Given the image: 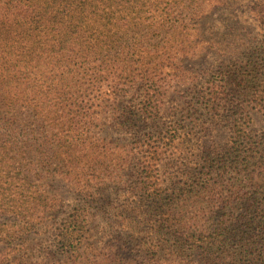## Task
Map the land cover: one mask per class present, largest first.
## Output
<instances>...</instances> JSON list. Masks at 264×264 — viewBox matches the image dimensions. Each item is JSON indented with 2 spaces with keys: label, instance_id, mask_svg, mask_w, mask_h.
I'll return each instance as SVG.
<instances>
[{
  "label": "rangeland",
  "instance_id": "374dc122",
  "mask_svg": "<svg viewBox=\"0 0 264 264\" xmlns=\"http://www.w3.org/2000/svg\"><path fill=\"white\" fill-rule=\"evenodd\" d=\"M219 2V0H0V8L7 11L17 10L15 21L0 17V80L8 84L19 83L10 79L14 76L11 75L14 69L6 62L5 55L13 48H22L25 41L37 36L44 47L43 50L41 48L35 51V54L42 55L41 65L37 69L47 71L44 76L39 75L40 82L45 87L64 83L74 90L85 82L86 79L78 80L75 68L69 67L71 72L63 74L61 70L63 61L52 59L55 54H67L68 43L74 46L75 42L82 41V46L86 47L83 54L87 55L88 60L110 65L111 73L107 72L101 81H96L98 78L95 75L92 76L95 79H90L88 74L90 83H101L99 87H102V90L95 93L97 98L95 97L93 101L99 104V107L102 102L113 104L119 101L114 97L117 87L119 90L121 88L127 90L121 92L123 93L121 100L125 101V104L136 105L143 98L145 89L158 85L162 89L160 93L166 92L163 93L164 109L166 111L168 109V113H173L175 109L180 108L177 104L194 97L193 89L206 88L209 80H215L224 86L223 89L231 98L246 100L254 82V89L258 82L264 83V52H258L256 49L261 43L262 34L256 25L248 21L247 14L252 0ZM217 3L219 4L216 5ZM28 4L36 5L45 16L42 20L37 18L34 28L30 31L18 24L23 7ZM79 48L78 45L74 47L76 54H79ZM134 52L140 57L139 61L144 64V69L136 70L128 76L124 67L129 66L130 56ZM145 69L148 70L147 73ZM230 72H233L232 77ZM252 72L257 77L252 84L246 83L248 77H244L243 80V76H249ZM15 77L24 79L21 73ZM125 80L126 84H118ZM38 103L34 102L38 110L48 117L51 116L49 100ZM99 107L94 105L89 116L88 122L93 130H97L98 119L102 121L104 118L102 112L98 110ZM96 108L98 115L93 113ZM185 111L190 112L192 117L184 119L182 111L178 113L177 117L183 124L191 128L196 126L194 123L199 119L200 123H205L204 126H196L195 129L196 133L203 130L199 134L205 132L208 134L204 138L205 141L226 142L230 138L231 120L227 113L222 112L220 115L222 117H216L213 121V113L210 114L208 110L199 108L198 105L194 108L187 107ZM250 117L251 127L260 133L264 132V110L255 108ZM191 121L193 123L189 124ZM101 129L102 132L97 137L91 135V132L96 131L89 133L88 142L92 144L87 143L84 151L70 146H58L55 150L58 156L56 160L76 158L79 162L80 158L81 168L88 169L89 180H71L65 175L66 170L64 173L56 174L54 179L41 180L36 177L34 180H27V174L37 162L32 164L30 161L25 169L27 158L18 153L21 151L14 152L9 144L0 142V207L4 205V213H10L6 218L18 215L20 218L34 216L30 220L34 219L35 222L43 220L37 232L24 234V229L21 230L23 225L12 227L11 220L5 224L4 219L0 218V264H102L104 254L114 252L121 254L127 261L131 260L133 264L145 259L146 250L151 248L150 244L155 241V237H159L160 231L153 227L151 219L144 218L151 213L146 211L149 204L135 197L141 194L137 189V182L140 180H136V176L128 172L127 174L123 172V178L118 177L119 180H114L120 175V164L126 160L124 154L117 150L120 152L117 156L115 150L117 148H102L96 145V138L99 136L119 142L121 134L114 135L109 125ZM69 163L67 161V164ZM129 165L133 166L134 160L129 162ZM170 168V166L167 170L164 168L167 176L168 172L172 171ZM128 171L132 172L131 168ZM34 173L35 171L30 174ZM167 181L170 180H166L165 185ZM44 189L49 191L50 197L55 196L56 202L60 200L58 202L60 206L58 205L52 213L44 212L43 203L39 201L42 200L39 194ZM88 193L96 196L90 199L91 202H88ZM132 202L134 204H131ZM49 204H55V201L51 200ZM80 205L86 208L87 230L89 229L84 240L86 249L83 248L84 252L74 257L60 254L56 257L47 246L52 245L54 236L59 234L65 213ZM156 213L152 210V214ZM236 227L244 228L245 225L239 224ZM252 232L254 233L253 230H249V234ZM232 245L233 249L239 248L238 245ZM256 246L257 250L264 251V247H260L259 243ZM216 250L207 256L211 259L209 264L233 262L231 256L220 254ZM168 257L163 256L165 260L169 259ZM203 257L196 253L187 260L189 264H206L207 261L204 262ZM112 263L116 261H111Z\"/></svg>",
  "mask_w": 264,
  "mask_h": 264
},
{
  "label": "trees",
  "instance_id": "16d2710c",
  "mask_svg": "<svg viewBox=\"0 0 264 264\" xmlns=\"http://www.w3.org/2000/svg\"><path fill=\"white\" fill-rule=\"evenodd\" d=\"M23 9L18 18L19 23L16 22L27 31L34 28L37 18H45L36 5L28 4ZM247 16L248 21L256 25L262 34L261 43L256 49L263 53L264 0H252ZM0 17L15 21L17 10L0 8ZM75 43L73 47L67 44V54H55L52 58L63 61V74H69L71 67L76 69L78 80L86 79L80 88L74 90L64 83L51 87L41 84L39 75L44 76L47 71L37 69L41 65L42 55H36L35 51L44 49L37 36L25 41L22 48H13L5 55L6 62L14 69L11 72L14 76L10 79L19 83L8 84L0 80V142L9 144L14 152L21 151L18 153L27 158L25 169L30 161L32 164L37 162L30 171L35 173L27 174V180L36 177L41 180L54 179L56 174L64 173L65 170V175L71 180H89L88 169L81 168L80 158L79 162L76 158L56 160L58 156L55 150L58 146H70L84 151L87 143H91L88 142L89 133L96 131L91 132V135L97 137L102 132L101 127L109 125L114 135L121 134L120 141L99 136L96 145L117 148V156L120 152L124 154L126 160L120 164V175L114 180L123 178L126 172L140 180L137 189L141 194L135 197L149 204L148 208L143 205L146 211H151L144 218L151 219L153 227L160 231L159 237H155V241L150 244L151 248L146 250L145 259L138 264H189L188 257L196 253L204 256L203 261L209 264L211 259L207 256L215 249L220 254L231 256L233 262L228 264H264V251L256 249L257 243L264 247V132L260 133L251 127L250 117L255 108L264 110V83L258 82L254 89L255 82L252 84V81L257 75L252 72L249 76H243V80L248 77L246 83L252 84L247 93L249 97L245 100L231 98L223 89L224 86L209 80L206 88L193 89L194 97L177 104L180 108L175 109L176 112L172 110L173 113L164 109L166 92L160 93L162 89L158 85L145 89L143 98L136 105L125 104L121 100V92L127 90L117 87L114 97L119 101L113 104L102 102L99 107L93 101L95 93L102 90L99 87L101 83H90L89 80L95 79L93 75L98 78L96 81L103 80V76L107 72L111 73L112 68L96 60H88L87 55L83 54L86 51L83 42ZM76 45L80 46L79 54L75 52ZM139 60L136 52L131 54L129 66L124 67L128 76L136 70L143 71L144 64ZM145 71L148 72L147 69ZM20 73L23 80L15 77ZM230 73L232 77L233 72ZM118 84H126V80ZM152 91L159 94H152ZM46 100H49L52 112L49 117L37 107L38 101ZM94 105H98L99 109L96 108L93 113L98 115V109L104 117L102 121L98 119L97 130L91 129L88 122ZM196 105L213 113V121L216 117H222V112L228 114L231 135L226 142L205 141L208 134H199L203 130L199 133L195 131L196 126L205 125L199 122L200 119L191 128L180 121L178 113L182 111L184 119L191 118L192 114L185 110ZM132 160L133 166L129 165ZM67 161L70 163L67 164ZM169 166L172 171L167 176L164 168L167 170ZM130 168L132 172L129 173ZM166 180L170 181L165 185ZM87 196L88 202L96 198L92 193ZM39 197L44 212L52 213L60 206V200L56 202L55 196L50 197L46 189L40 192ZM51 200L55 204H49ZM0 209L3 223L8 224L11 220L12 227L23 225L21 230L24 229V234L37 232L43 224L42 219L36 222L30 220L34 216L20 218L12 215L6 218L10 213H4V205ZM152 210L157 213L152 214ZM85 211V206L80 205L65 213L59 234L54 236L52 245L47 246L56 257L59 254L74 257L84 252L83 248L86 249L84 240L89 229ZM239 224L245 227H236ZM249 230L255 234H249ZM232 244L239 248L233 249ZM162 252H166L164 255L169 256V259L165 260ZM104 256L102 264H111V261H116L112 264H133L116 252Z\"/></svg>",
  "mask_w": 264,
  "mask_h": 264
}]
</instances>
